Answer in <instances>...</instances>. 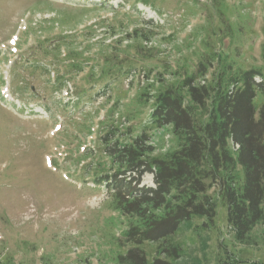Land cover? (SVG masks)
<instances>
[{"label":"rangeland","instance_id":"obj_1","mask_svg":"<svg viewBox=\"0 0 264 264\" xmlns=\"http://www.w3.org/2000/svg\"><path fill=\"white\" fill-rule=\"evenodd\" d=\"M137 29L149 38H136ZM68 49L81 52L83 69L63 76ZM209 51L264 70V0H0V259L113 264L110 235L121 225L107 221L119 214L93 183L116 169L101 135L117 119L126 133L120 143L129 140L149 118L152 100L139 94L175 82ZM110 65L118 66L101 78ZM132 66L137 75L124 79ZM103 87L109 91L98 94ZM148 133L150 158L176 148L166 128ZM208 168L199 171L215 216L193 215L141 248L172 264H225L228 255L264 264V224L251 231L255 244L236 242ZM140 182L151 186L152 174ZM173 248L178 256H169Z\"/></svg>","mask_w":264,"mask_h":264},{"label":"trees","instance_id":"obj_2","mask_svg":"<svg viewBox=\"0 0 264 264\" xmlns=\"http://www.w3.org/2000/svg\"><path fill=\"white\" fill-rule=\"evenodd\" d=\"M134 33L139 40L149 38L141 29ZM80 55L75 49L63 55L69 63L63 76L82 71ZM116 66H101L100 77ZM131 68L124 76L137 75L139 69ZM105 88L97 93L109 91ZM139 99L152 100L148 121L135 128L125 143L120 139L126 133L119 134L123 122L116 119L105 128L101 135L104 153L116 169L93 178L96 186L105 187L108 210L119 214L107 221L112 228L117 221L121 225L118 233L110 235L114 243L111 262L172 264L160 255L148 259L141 245L170 236L193 215L215 216V202L206 194L208 184L199 171L205 162L209 165L205 177L222 195L228 229L236 242L255 244L251 231L264 224V70L258 66L245 69L232 59L203 52L192 71L175 82L166 81L153 94L143 90ZM149 127L166 128L176 148L162 158H150L155 147ZM146 172L152 174L151 186L141 185ZM169 252L178 256L174 248ZM0 264L14 261L6 257ZM225 264L263 263L228 255Z\"/></svg>","mask_w":264,"mask_h":264},{"label":"built area","instance_id":"obj_3","mask_svg":"<svg viewBox=\"0 0 264 264\" xmlns=\"http://www.w3.org/2000/svg\"><path fill=\"white\" fill-rule=\"evenodd\" d=\"M132 78H133L132 75H129V76L127 77V79H132ZM127 79H126V80H127Z\"/></svg>","mask_w":264,"mask_h":264}]
</instances>
